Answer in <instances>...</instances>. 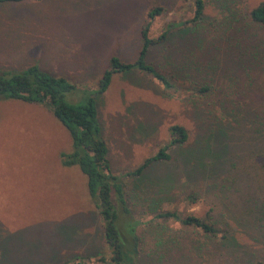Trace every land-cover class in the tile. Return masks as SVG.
Segmentation results:
<instances>
[{
	"label": "rangeland",
	"instance_id": "obj_1",
	"mask_svg": "<svg viewBox=\"0 0 264 264\" xmlns=\"http://www.w3.org/2000/svg\"><path fill=\"white\" fill-rule=\"evenodd\" d=\"M261 1L264 0H228L224 9L223 0H203L204 15L221 24L229 15L228 10L236 11L240 31L228 36L249 52L253 48L258 51L263 31L249 24L246 15ZM193 2L0 3V71L36 65L65 78L78 89L71 98L67 97L69 101L80 102L82 96L91 93L111 172L119 176L127 207L139 222V251L133 264H264V233L259 234L257 228L247 229L245 223L244 227L232 223V214L223 210L230 201L245 198L247 192L254 198L264 197V189L258 191V178H264V142H256L249 127L256 112L264 114V53L253 60L241 57L248 61L241 69L237 57L243 48L236 53L231 51L229 56L218 52L219 70L230 67L231 71L224 72L225 78L232 72L231 80H239L240 84V88L235 85L237 93L231 96L232 103L222 111L223 122H240L221 150L211 147L210 153L204 155L205 164L218 158L219 172L211 176L212 182L203 178L186 182L179 158L176 162L181 150L174 147L166 151L172 162H152L140 178L125 176L167 145L171 125L185 129L189 146L196 143L213 123V117H220L211 98L196 94L181 76L174 81V88L166 91L150 76L136 71L113 74L107 89L96 94L110 57L124 64L133 63L149 9H163L149 27V37L155 38L167 24L189 18ZM211 35L212 32L206 38ZM190 40L194 42L192 37L185 41ZM164 54L162 46L152 45L146 62L163 74H171ZM195 54L198 58L194 63L202 64L199 69L213 67L214 63H209L212 52ZM176 59L183 63L180 57ZM209 90L213 92L212 88ZM239 112L250 116L242 118ZM254 121L259 122V117ZM255 143L261 147L259 154L251 153ZM69 148L66 132L46 107L0 101V247L7 248V257L0 258V264H23L36 259L45 264H108L102 221L88 195L86 178L77 166L60 164L59 155ZM168 173H173L175 181L163 188ZM159 211L206 221L222 235L212 238L178 221L155 219L154 214ZM240 211L234 210L235 214ZM223 235L231 241L230 247L221 246L225 243L220 239ZM191 247L202 250L188 256Z\"/></svg>",
	"mask_w": 264,
	"mask_h": 264
},
{
	"label": "trees",
	"instance_id": "obj_2",
	"mask_svg": "<svg viewBox=\"0 0 264 264\" xmlns=\"http://www.w3.org/2000/svg\"><path fill=\"white\" fill-rule=\"evenodd\" d=\"M24 1L30 0H0V3ZM228 5V0H223L221 6L225 9ZM162 13L163 9L159 7H153L146 12V23L140 31V46L133 63L124 64L118 59L110 57L108 68L102 73L98 81L96 94H100L107 89L113 74L136 71L150 76L166 91L172 90L175 85L174 81L181 76L191 85L190 87L196 94H202L204 99L211 98L213 103L217 104L220 117L217 118L214 114L212 115V117L214 116L213 123L197 139L196 143L189 146L185 129L179 125H171L168 128L169 140L167 145L161 147L153 157L145 159L141 165L132 172L125 174V176L140 178L145 168L152 162H172L171 155L166 151L169 147H174L181 150L176 162L179 158L178 165L180 164L182 167L183 179L186 182H195L197 178L212 182L214 178H211V176L219 172L218 158L215 157L210 161V164H205L203 162L204 155L210 153L211 147H217L218 150H221L225 143L234 136L232 131L240 122L238 120L223 122L222 111L226 109L228 103H232L231 96L233 93H237L236 88L237 86L240 88V84L239 80L235 82L231 80L230 74L232 72H229L225 78L224 72L231 71L230 67L220 70L218 68L220 67L218 63L221 61L218 55L219 51L229 56L231 51L236 53L243 48L238 40L233 41L228 36L233 32L235 34L239 33L240 30L237 28L239 17L236 11L228 10L229 15L226 16V21L216 24V22L205 18L203 0H194L193 10L189 18L178 23L167 24L158 36L150 38L148 35L149 27L152 21ZM246 19L249 20V24L252 23L263 31V39L258 51L253 48L249 52L244 47L239 53L237 61L238 67L241 69H244L246 62H248L242 61L241 57L249 56V59L253 60L264 53V1L251 8L246 15ZM211 32L213 33L211 38H206ZM191 37L194 38V42H191V40L189 42L185 41L188 38L191 39ZM178 43L179 46H177ZM155 44L162 46L165 52L166 67L171 68V74H163L146 62L147 51L150 46ZM218 44H221L220 50ZM185 51L188 52L187 56L183 55ZM197 52L202 55L203 52L205 54L212 52L213 60H210L209 63H214L213 67L199 69L202 64L198 61L194 63V60L198 58L195 54ZM178 57L183 60V63L176 59ZM218 76H222V78ZM209 88H212L213 92L208 91ZM231 89H233L232 92ZM77 90L65 78L51 75L36 65L20 70L0 71V101L11 100L46 107L51 116L66 132L70 148L68 152L59 155L60 164L63 167L77 166L86 178L88 195L94 200V206L98 210L99 218L102 221V239L108 249V264H133L139 251V241L136 234L139 222L132 218L127 207L119 176L113 175L111 172L107 158L108 149L105 141L100 136L101 129L97 121V110L91 93L88 96H82L80 102L67 99ZM239 113L242 118L247 114L250 116L248 112L247 114L246 112ZM258 117L259 122H255L254 120ZM255 119L249 123V127L254 140L261 142L263 145V112H256ZM255 146L256 148L251 153H261V147L259 148L256 143ZM174 181L175 176L173 173H168L163 180L162 187H169ZM215 187L216 184H213L212 188ZM207 188L209 187L207 186ZM229 189L230 187L227 188V191ZM263 189L264 178H258V191L261 193ZM187 199L192 200L191 197H187ZM234 202L230 201L223 208V210L232 214L231 217L233 218L230 217V221L242 227L248 224L249 228L247 229L257 228L259 229L258 233L262 232L263 234L264 197L261 199L254 198L252 193L247 192L245 198ZM237 209L241 211L235 214L234 210ZM154 218L178 221L182 226L198 230L212 238L221 234L212 224L192 216L179 218L173 212L159 211L154 214ZM262 237L264 238V235ZM220 239L225 241V243H221L222 247L231 246V241L227 240L226 235H223ZM201 250L199 247H191L187 253L188 256L191 254L197 255ZM181 255L183 256V251H181Z\"/></svg>",
	"mask_w": 264,
	"mask_h": 264
},
{
	"label": "crops",
	"instance_id": "obj_3",
	"mask_svg": "<svg viewBox=\"0 0 264 264\" xmlns=\"http://www.w3.org/2000/svg\"><path fill=\"white\" fill-rule=\"evenodd\" d=\"M7 257V248L0 247V258H6ZM23 264H45L42 260H34L32 262H24Z\"/></svg>",
	"mask_w": 264,
	"mask_h": 264
}]
</instances>
